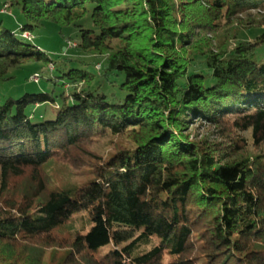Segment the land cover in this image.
Listing matches in <instances>:
<instances>
[{
    "label": "trees",
    "instance_id": "trees-1",
    "mask_svg": "<svg viewBox=\"0 0 264 264\" xmlns=\"http://www.w3.org/2000/svg\"><path fill=\"white\" fill-rule=\"evenodd\" d=\"M21 13L20 32L0 22V85L29 64L50 74L0 94V264H264V35L240 39L264 26V0ZM49 22L78 29L81 56L57 62L24 37Z\"/></svg>",
    "mask_w": 264,
    "mask_h": 264
},
{
    "label": "rangeland",
    "instance_id": "rangeland-1",
    "mask_svg": "<svg viewBox=\"0 0 264 264\" xmlns=\"http://www.w3.org/2000/svg\"><path fill=\"white\" fill-rule=\"evenodd\" d=\"M7 6L6 12H1ZM22 0H0V22L15 32H20L21 26L24 24V17L21 13ZM256 15V14H255ZM85 28H92V21L90 15L85 18L81 23ZM264 35V26L257 28L252 32L243 31L240 35L241 40H253L258 36ZM28 36V35H27ZM29 37V36H28ZM79 32L74 27L61 29L54 23H46L44 27L38 29L28 41L34 45H37L41 50L54 61H61L65 57L81 56L78 52L74 51L75 47L79 44ZM69 41V42H68ZM264 57V42L257 48V59L261 60ZM84 60L96 64V70L100 71L104 67L103 59H96L91 57H82ZM48 67H43L39 63L29 64L21 69L12 70L10 75L14 76V79L0 85V94L2 95H14L20 96L27 91L37 92L42 89L45 83V79L49 77ZM36 75L45 76L41 78V83L33 81V77ZM1 95V96H2ZM41 108V107H40ZM39 108V109H40ZM45 108V107H44ZM50 112V110H49ZM196 125H193V138L198 136V140L209 136L214 142H221L223 139L212 128L200 126L195 129ZM243 136H249L248 133H244ZM251 145L252 142L249 141Z\"/></svg>",
    "mask_w": 264,
    "mask_h": 264
},
{
    "label": "built area",
    "instance_id": "built-area-1",
    "mask_svg": "<svg viewBox=\"0 0 264 264\" xmlns=\"http://www.w3.org/2000/svg\"><path fill=\"white\" fill-rule=\"evenodd\" d=\"M6 9H7V6L3 10H1V12H6ZM27 35L30 37V35L27 34V33L24 34V37L29 38ZM40 80H41V76L40 75H36V76L33 77V81L36 82V83H39Z\"/></svg>",
    "mask_w": 264,
    "mask_h": 264
}]
</instances>
